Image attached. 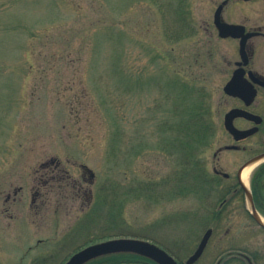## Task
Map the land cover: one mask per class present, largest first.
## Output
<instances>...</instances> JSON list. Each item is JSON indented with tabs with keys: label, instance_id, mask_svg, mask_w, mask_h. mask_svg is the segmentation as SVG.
I'll list each match as a JSON object with an SVG mask.
<instances>
[{
	"label": "rangeland",
	"instance_id": "rangeland-1",
	"mask_svg": "<svg viewBox=\"0 0 264 264\" xmlns=\"http://www.w3.org/2000/svg\"><path fill=\"white\" fill-rule=\"evenodd\" d=\"M197 1L187 0L194 12ZM173 6L0 0V264H63L117 238L149 241L183 262L208 228L194 264L238 248L263 264L264 230L242 191L228 217L210 215L224 195L208 183L211 166L218 159L233 174L251 157L223 151L213 159L227 142L222 119L232 100L222 87L231 66L215 58L213 42L202 47L207 37L170 38ZM206 124L213 131L203 142ZM50 158L91 197L56 179L52 166L41 170Z\"/></svg>",
	"mask_w": 264,
	"mask_h": 264
},
{
	"label": "flooded vegetation",
	"instance_id": "flooded-vegetation-1",
	"mask_svg": "<svg viewBox=\"0 0 264 264\" xmlns=\"http://www.w3.org/2000/svg\"><path fill=\"white\" fill-rule=\"evenodd\" d=\"M197 2L199 4L194 8L197 12H194L192 7L187 6V0H174V6L171 10L174 15V22L171 24L172 26L169 25V36L172 40L187 39L193 42L207 37L205 41H202V47L207 44L212 46L213 42L216 48L215 51L213 50L215 58L231 66L227 81L234 71L240 70L242 79L254 89V98L248 105L239 97L228 96L232 100V106L229 110L246 111L257 118L248 119L243 116H237L232 119V126L239 131L252 129L254 131L248 136L236 140L233 135L224 130L222 119L224 139L227 142L213 152L214 160L223 151L232 152V154H242L239 157L240 159L251 154V157L248 156L247 160L242 163L244 164L252 157L264 153V0H198ZM223 27H229L227 32L221 31ZM221 47L228 48V51L222 52ZM205 51L207 54H211L209 49ZM255 120H258V122H255ZM252 154L255 155L252 156ZM240 159L232 160V164L239 163ZM221 165L218 159L214 162L211 166V171L215 178L212 177L208 180L211 186L218 187L224 192V195L221 196L217 203V210L210 212L212 220H216L217 217H228L235 198L239 196L240 185L237 172L240 166L233 174H230L224 172ZM51 166L54 171L61 172L62 176H58L56 179L62 181L64 185L71 183V186L77 187L81 195L85 193L88 199L91 197L90 193L86 194V192L81 190V183L71 179L68 172L61 167L60 162L55 158L42 162L40 169L45 170ZM80 167L83 172V175H81L82 180H86L84 175L88 174L87 180L92 183L94 176L90 174L86 167ZM51 170L53 169L51 168ZM42 179L43 184L48 180V178L44 177ZM18 191H21V189L18 188L13 194L16 195ZM38 197L39 193L35 190L31 201L34 203ZM8 198L9 195L7 196ZM210 229L211 237L213 228ZM225 233H228V231ZM225 253L224 257L219 258L215 264H232V262L256 264L260 260L258 255L253 256L247 250L242 251L240 248L227 250Z\"/></svg>",
	"mask_w": 264,
	"mask_h": 264
},
{
	"label": "water",
	"instance_id": "water-1",
	"mask_svg": "<svg viewBox=\"0 0 264 264\" xmlns=\"http://www.w3.org/2000/svg\"><path fill=\"white\" fill-rule=\"evenodd\" d=\"M228 29L229 27H223L221 31L227 32ZM222 91L227 96L241 98L246 105L253 100L255 95L254 89H252L251 85L247 84L242 79L240 70L234 71L230 79L223 85ZM237 116H243L248 119H257L256 116H252L246 111L238 109L228 110L223 116V127L230 135H233L236 140L244 138L254 131L253 129L247 131H239L235 129L232 126V119ZM255 122H258V120H255ZM263 157L264 153L258 154L242 164L238 169L237 178L239 185L243 190L246 208L251 219L264 230V222H262V217L254 207L251 192L248 190V187L244 186L240 181V174L243 168L252 163L258 162ZM90 174L93 176L92 173ZM210 235L211 229H207L201 236L192 254L189 255L184 262L177 261L165 250L149 241L138 238H117L87 245L70 255L63 264H84L96 257L120 252L134 253L146 257L156 264H194L203 253Z\"/></svg>",
	"mask_w": 264,
	"mask_h": 264
},
{
	"label": "trees",
	"instance_id": "trees-1",
	"mask_svg": "<svg viewBox=\"0 0 264 264\" xmlns=\"http://www.w3.org/2000/svg\"><path fill=\"white\" fill-rule=\"evenodd\" d=\"M207 113L203 114L202 116H204L205 118L208 117ZM212 131H213V128L208 126V124H206V126L203 127V132H204L203 142L208 141L210 137L209 138L207 137L212 136V133H211ZM186 148H188L187 143L185 144V149ZM185 156L190 157L191 155L185 154ZM200 163L199 165H197V167H199L198 168L199 170L202 169V166H203V164L202 166H200L201 165ZM197 173L199 175L200 171H198ZM250 186H251V194H252V200H253L254 207L257 210V212L264 218V164H260L256 168L254 174L251 175ZM181 187H184V186L178 185V189L176 190V193H175L176 195L182 193L183 189ZM241 191L242 190L240 188L238 192L239 197L241 196V193H240ZM253 256H256V255L253 254ZM173 257L179 262L182 261L176 256H173ZM84 264H156V263L146 257L140 256L134 253L120 252V253H112L108 255L99 256V257H96L94 259L87 261Z\"/></svg>",
	"mask_w": 264,
	"mask_h": 264
},
{
	"label": "bare ground",
	"instance_id": "bare-ground-1",
	"mask_svg": "<svg viewBox=\"0 0 264 264\" xmlns=\"http://www.w3.org/2000/svg\"><path fill=\"white\" fill-rule=\"evenodd\" d=\"M263 160H264V157L261 158L258 162L252 163V164L246 166L245 168H243V170L241 171V174H240V181L244 186H246V187L249 186V178H250L251 172L253 171L255 165L258 164L259 162L263 161ZM262 222H264L263 217H262Z\"/></svg>",
	"mask_w": 264,
	"mask_h": 264
}]
</instances>
